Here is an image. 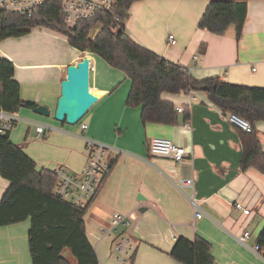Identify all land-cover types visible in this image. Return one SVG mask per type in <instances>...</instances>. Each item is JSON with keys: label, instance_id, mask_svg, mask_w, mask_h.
Returning <instances> with one entry per match:
<instances>
[{"label": "crops", "instance_id": "0c3cea01", "mask_svg": "<svg viewBox=\"0 0 264 264\" xmlns=\"http://www.w3.org/2000/svg\"><path fill=\"white\" fill-rule=\"evenodd\" d=\"M209 0H140L131 4L124 22L127 35L163 59L187 68L193 79L264 88V0L247 1L246 20L237 38L234 26L217 36L198 28ZM173 35L176 44H167ZM86 55V56H85ZM0 56L15 68L14 79L24 100L47 107L53 117L60 96L62 70L83 57L90 60V92L97 98L81 123V130L59 127L52 119L20 109L9 138L20 145L38 170L64 168L79 173L87 164L85 139L111 148V171L84 216L85 233L99 264H117L112 239L127 237L134 247L131 264H179L170 257L175 241L199 237L211 246L213 264H264L252 251L264 228V175L254 168L240 169L243 131L226 119L206 94H162L176 107L174 125L141 123V109L126 106L127 76L96 55L81 53L67 39L45 28L21 38L0 42ZM254 69V71H252ZM54 129L38 136L37 125ZM264 153V122L254 124ZM163 138L188 150L184 162L152 157L149 144ZM193 178V188L177 183ZM172 181V182H171ZM9 183L0 177V201ZM141 197V201L138 200ZM202 217L194 219L189 198ZM240 203L244 215L234 209ZM145 207V211H140ZM114 214L127 217V226L111 238L99 229ZM26 222L0 228V264H31ZM248 231L244 245L237 238ZM67 255V254H66ZM71 262H73L70 259Z\"/></svg>", "mask_w": 264, "mask_h": 264}, {"label": "trees", "instance_id": "16d2710c", "mask_svg": "<svg viewBox=\"0 0 264 264\" xmlns=\"http://www.w3.org/2000/svg\"><path fill=\"white\" fill-rule=\"evenodd\" d=\"M137 1L140 0H116L112 12L80 20L73 28L65 24L62 0H42L30 12L0 9V42L24 37L36 28L64 36L72 48L98 56L127 76L131 86L126 106L140 107L143 125L177 122L174 106L161 100L164 93L206 94L223 113L249 123L251 132L241 134L240 169L254 168L264 175V153L254 128L256 122H264V88L229 84L218 78L197 81L187 68L136 43L127 35L124 22L129 7ZM247 1L209 0L198 28L221 36L234 26L238 38L246 20ZM115 18L123 24L117 23ZM96 26H100V30L90 38ZM14 71V65L0 56V110L7 113L32 110L37 105L21 98ZM22 148L11 142L9 130L0 134V177L9 183L0 201V228L29 220L27 243L31 264H99L85 233L84 216L89 205L79 208L54 197V172L38 170ZM256 244L264 248V228ZM170 257L179 264L214 263L210 244L199 237L193 241L177 238Z\"/></svg>", "mask_w": 264, "mask_h": 264}, {"label": "built area", "instance_id": "2783aa9c", "mask_svg": "<svg viewBox=\"0 0 264 264\" xmlns=\"http://www.w3.org/2000/svg\"><path fill=\"white\" fill-rule=\"evenodd\" d=\"M41 2L42 0H0V9L12 12H30ZM115 5L116 0H62V11L65 17V24L67 27L73 28L80 20L92 18L97 14L112 12ZM115 21L119 24H123L118 18H115ZM167 44L170 46L176 44L173 35L167 37ZM252 71H254V69ZM183 111L184 109L182 107H176V112L182 113ZM18 119L16 113H7L0 110V134H4L5 131L12 128L17 123ZM226 119L229 123L238 127L243 132H251V127L245 120L233 114H227ZM77 125L81 130L87 129V126L81 122ZM53 129L54 128L49 125L41 124L36 126L35 132L40 136L45 135ZM84 142L88 153V161L79 173L71 174L64 168L53 170L56 176V183L52 191L54 197L79 208H85L90 205L103 179L109 174L112 167V161L109 157L111 148L109 146L90 139H85ZM149 154L152 157L167 158L176 164H181L189 153L187 149L174 144L168 139L154 138L149 144ZM172 184L180 191H183L186 188H193L194 179L191 177L184 178L177 183L172 182ZM189 202L194 210V219H201L202 213L195 199L190 197ZM233 207L244 215H248L250 212L240 203H235ZM127 225L126 216L114 214L110 218L108 226L106 228H100L99 232L111 238L117 233L118 228L126 227ZM249 237V232L245 231L236 240L239 244L244 245ZM111 241L112 251L115 255L117 264H131L134 253V247L131 241L122 235H118L115 238L113 237ZM252 251L264 263V248H260L256 244L252 248Z\"/></svg>", "mask_w": 264, "mask_h": 264}, {"label": "water", "instance_id": "95a60500", "mask_svg": "<svg viewBox=\"0 0 264 264\" xmlns=\"http://www.w3.org/2000/svg\"><path fill=\"white\" fill-rule=\"evenodd\" d=\"M62 74L60 96L53 112V119L60 124L76 126L97 101L90 92L89 58L83 57L75 65L67 66L62 70ZM32 112L46 118L51 116L50 110L42 105L33 108ZM138 200H142L140 196ZM145 210V207L140 209Z\"/></svg>", "mask_w": 264, "mask_h": 264}, {"label": "rangeland", "instance_id": "374dc122", "mask_svg": "<svg viewBox=\"0 0 264 264\" xmlns=\"http://www.w3.org/2000/svg\"><path fill=\"white\" fill-rule=\"evenodd\" d=\"M100 30V26H96L95 28H93L92 29V31H91V33H90V38H93L96 34H97V32ZM88 53V52H87ZM49 119H52V121L56 124V125H58L59 127L61 126V124L60 123H58V122H56V121H54V119H53V117H49ZM65 126L64 127H68V128H74V127H77L78 125H76V126H69V125H66V124H64Z\"/></svg>", "mask_w": 264, "mask_h": 264}, {"label": "bare ground", "instance_id": "6f19581e", "mask_svg": "<svg viewBox=\"0 0 264 264\" xmlns=\"http://www.w3.org/2000/svg\"><path fill=\"white\" fill-rule=\"evenodd\" d=\"M86 56V55H85Z\"/></svg>", "mask_w": 264, "mask_h": 264}]
</instances>
